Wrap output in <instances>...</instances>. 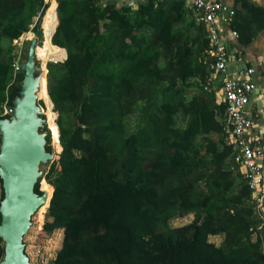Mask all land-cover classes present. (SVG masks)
<instances>
[{
    "label": "trees",
    "instance_id": "obj_1",
    "mask_svg": "<svg viewBox=\"0 0 264 264\" xmlns=\"http://www.w3.org/2000/svg\"><path fill=\"white\" fill-rule=\"evenodd\" d=\"M233 8L230 29L244 48L264 32V7ZM29 31L36 57L51 60L41 61L39 97L53 105L51 148L41 131L55 156L34 192L48 194L38 228L62 231L52 264H264L261 221L222 131L225 106L216 83L206 89L204 27L185 0H142L134 10L119 0H0V119L23 79L13 41Z\"/></svg>",
    "mask_w": 264,
    "mask_h": 264
},
{
    "label": "built area",
    "instance_id": "obj_2",
    "mask_svg": "<svg viewBox=\"0 0 264 264\" xmlns=\"http://www.w3.org/2000/svg\"><path fill=\"white\" fill-rule=\"evenodd\" d=\"M123 3L133 10L138 5L134 0ZM185 7L194 12L196 21L204 27L212 70L206 89L214 83L219 86L225 106L222 120L225 141L235 151L234 163L250 190L249 203L261 221L258 230L264 232V124H259V112L255 115L251 112L250 103L257 92L255 68L247 65L233 45L238 37L230 29L235 9L221 0H185ZM22 36L13 41L14 74L21 70ZM11 114L12 109L4 108L3 115Z\"/></svg>",
    "mask_w": 264,
    "mask_h": 264
},
{
    "label": "water",
    "instance_id": "obj_3",
    "mask_svg": "<svg viewBox=\"0 0 264 264\" xmlns=\"http://www.w3.org/2000/svg\"><path fill=\"white\" fill-rule=\"evenodd\" d=\"M36 41L33 39L27 57L21 63L23 79L19 95L13 100L12 114L0 119V179L4 197L0 202V239L4 256L0 264H29L24 253L23 237L31 225V217L44 203L46 193L34 192L41 172L39 165L52 160L45 150V134L38 127L35 92L41 68L36 60ZM40 74L35 75V73ZM49 206V205H48Z\"/></svg>",
    "mask_w": 264,
    "mask_h": 264
},
{
    "label": "rangeland",
    "instance_id": "obj_4",
    "mask_svg": "<svg viewBox=\"0 0 264 264\" xmlns=\"http://www.w3.org/2000/svg\"><path fill=\"white\" fill-rule=\"evenodd\" d=\"M50 2H51V0H45L44 3H47L48 6H49ZM48 11L49 10L46 9L45 13L48 14ZM45 13L42 16L41 22H40V28L42 30V35H41V39L38 40V46H41L42 43H43V40H44L42 22H43V18L45 16ZM35 21L36 20H34V22ZM56 26H57V24H56ZM56 26H55V29H56ZM55 29L53 31V34L55 32ZM51 38H52V36H51ZM22 39H23L22 40L23 42H22V46L20 48V53H21L20 61H21V63L26 60V56H27L26 53L28 51L30 43H31V41L33 39L36 41V37H35V35L33 33L30 32L28 34L23 35ZM35 46L38 47L37 45H35ZM36 60L38 61V66L39 67H41V61H46V64L48 62H51V60L47 59L44 55H40L39 57H36ZM46 64H45V67H46ZM38 74H40V72L35 73V75H38ZM46 74H47V72L44 73V75H45L44 77H46ZM45 81H46V78H45ZM46 90H47V88H46ZM192 92H190L189 95H192ZM18 95H19V93H18ZM221 95L222 94L220 93L219 96L221 97ZM40 103H42V104H40ZM36 105H37V107L39 108V111H40V115H38V118L44 121V123H41L40 126L38 127L39 133L40 134H46V132L41 131L43 129V127H46V129L48 131V134L50 136V144H49V146L51 148V141H52V139H51V131H50L49 126L47 124V117L45 115V111H46L47 106L52 107V109H53V105L49 101L41 100L40 97H37ZM52 112H53V110H52ZM3 113H4V110L2 111V115H3ZM54 114H55V117H54L53 122H54V124H56L55 122H56V119H57V115H56V113H54ZM138 123H139V121H138L137 118H135V117L128 118L127 125H128L130 130H133L134 127ZM58 137H59V133H58ZM52 164H53L52 160L51 161L49 160L45 164H40L39 165V172H41V176H44V175H46L48 173V171L52 168ZM42 181H44V180L40 179L39 191H42V189H41ZM47 208H48V206L44 209V211L42 213V224H43V222L46 221ZM38 213H39V210L36 211L34 213V215L31 217V225H30V227H29V229L27 231V234L23 237V243L25 245L24 253L28 257L29 264H52V260L54 259L56 252L61 247L62 231L61 230H57V231L53 232L50 235L44 233L42 231V227H41V229L38 228V222H37L38 221ZM192 219H193V215H191V214L190 215H186V216H184L182 218H178V219L173 220L171 222V225L173 227L186 225V224L190 223L192 221ZM209 241L214 243V244H216V245H219L221 239H220V237H217V236L216 237H209Z\"/></svg>",
    "mask_w": 264,
    "mask_h": 264
},
{
    "label": "crops",
    "instance_id": "obj_5",
    "mask_svg": "<svg viewBox=\"0 0 264 264\" xmlns=\"http://www.w3.org/2000/svg\"><path fill=\"white\" fill-rule=\"evenodd\" d=\"M125 1L126 0H119V3H123ZM141 1L142 0H134V3L138 4ZM221 1H224L233 7L234 0ZM252 1L264 7V0ZM233 45L235 47V50L241 53L245 62L255 68L254 81L257 87V92L253 96L250 103L252 106L251 112L253 115L259 112V124H264V32L259 35L255 42L251 43L248 46H245L244 48L239 46L237 42ZM218 88L219 86L215 84L212 89L216 90V102L217 104H220L222 103L221 97L219 96L221 92L220 89L218 90ZM261 116H263V118Z\"/></svg>",
    "mask_w": 264,
    "mask_h": 264
},
{
    "label": "bare ground",
    "instance_id": "obj_6",
    "mask_svg": "<svg viewBox=\"0 0 264 264\" xmlns=\"http://www.w3.org/2000/svg\"><path fill=\"white\" fill-rule=\"evenodd\" d=\"M35 52H36V50H35ZM41 68V67H40ZM42 70V69H41ZM208 77V76H207ZM257 79V78H256ZM38 90H36V92H35V95H36V97H39V93H40V88H41V84H42V74L40 75V77H39V80H38ZM51 155H52V160L54 159V153L52 152L51 153ZM47 199H48V194L46 193V198H45V201H44V203L41 205V206H43L46 202H47ZM40 206V207H41ZM39 207V208H40ZM38 208V209H39Z\"/></svg>",
    "mask_w": 264,
    "mask_h": 264
}]
</instances>
